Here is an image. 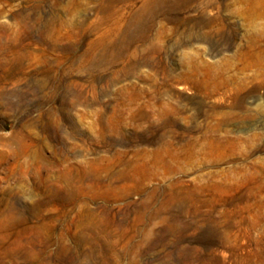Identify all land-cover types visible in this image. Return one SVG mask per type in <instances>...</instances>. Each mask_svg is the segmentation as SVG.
<instances>
[{"label": "rangeland", "instance_id": "rangeland-1", "mask_svg": "<svg viewBox=\"0 0 264 264\" xmlns=\"http://www.w3.org/2000/svg\"><path fill=\"white\" fill-rule=\"evenodd\" d=\"M0 264H264V0H0Z\"/></svg>", "mask_w": 264, "mask_h": 264}, {"label": "bare ground", "instance_id": "bare-ground-1", "mask_svg": "<svg viewBox=\"0 0 264 264\" xmlns=\"http://www.w3.org/2000/svg\"><path fill=\"white\" fill-rule=\"evenodd\" d=\"M168 0H145V3L149 4L150 2H153L155 5L158 4V3H166ZM183 1V0H181ZM146 5V4H145ZM132 26V25H131ZM135 27V26H134ZM120 51V49H119Z\"/></svg>", "mask_w": 264, "mask_h": 264}]
</instances>
